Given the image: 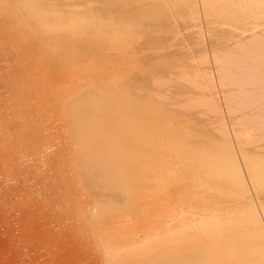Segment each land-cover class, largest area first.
Returning <instances> with one entry per match:
<instances>
[{"label": "rangeland", "instance_id": "1", "mask_svg": "<svg viewBox=\"0 0 264 264\" xmlns=\"http://www.w3.org/2000/svg\"><path fill=\"white\" fill-rule=\"evenodd\" d=\"M141 1L27 2L37 13L58 9V27L76 29L74 37L65 26L59 30V49L49 55V47L41 48L29 34L35 24L25 12L31 7L0 0V264H109L96 237L101 228L88 220L93 204L72 171L78 136L64 112L71 97L83 100L100 89L111 98L123 96L128 109L137 110L146 145L171 137L190 142L196 157L200 148L206 151L205 163H211L212 151L220 159L225 151L231 169L239 170L220 168L232 177L218 176L200 162L173 156L174 171L160 177L168 186L162 181L156 189L143 186L134 202L137 214L148 217H165V206L171 205L172 229L163 245H186L183 253L206 264L218 241L224 249L239 250L221 264H264V12L224 16L216 7L221 0H211L212 12L196 0L195 17L187 10L189 0ZM229 1L233 9L241 5ZM85 26L90 29L83 34ZM72 70L76 90L63 85ZM183 225L190 233L197 228L218 239L192 237L180 229Z\"/></svg>", "mask_w": 264, "mask_h": 264}, {"label": "bare ground", "instance_id": "2", "mask_svg": "<svg viewBox=\"0 0 264 264\" xmlns=\"http://www.w3.org/2000/svg\"><path fill=\"white\" fill-rule=\"evenodd\" d=\"M29 1H33V0H18L19 4L22 5L23 7H25L26 5H27L28 9L31 7L30 8L31 10H27V8H26L25 18L28 20H32L33 23L35 24V26L33 27L32 30L30 29V31L27 30V28L22 29V30L29 31V34H30V36H32V39H34V41H36L41 46V48H43V47L45 48L46 46H48L49 47L48 48L49 49V55L54 54L59 49L58 44L61 42L59 40L60 35L58 36L57 33L59 32V30L63 29L64 26L66 27V25L62 24V26L64 25L63 27H58L61 25V23H59L60 17H59L58 9L55 10V11H57V12H55V14H51V15L49 13H45L44 11L37 13V12L33 11L34 9L32 8V6H34V5H28L27 4V2H29ZM144 1L143 2L141 1V3H144ZM198 1H199V4H200L202 10H204L206 12H212V10L214 9V6H213L214 3H212L213 0L212 1L211 0H198ZM198 1L189 0L187 5H186L187 10L191 13V15H193L195 17H197V10H196L195 6H196ZM231 1H234V0H231ZM239 1L241 3H239L238 1L237 2L241 5L237 8L235 7L236 9L235 8L233 9L231 7L229 0H221L220 5H218L216 7L219 11L223 12L224 16L227 15V16H231V17L234 16V17H239V18H240V16H244L246 14H249L250 12L255 13V14L260 13V12H264V0H239ZM158 4H160V3L158 2ZM43 5L46 6V3H43ZM50 6H51V4L48 7H50ZM146 6L149 7L150 3L146 4ZM105 8H107V7H105ZM250 8H251V10H250ZM168 11H166V12H168ZM61 12H63V11H61ZM64 13H65V11H64ZM162 13H164V12H162ZM169 14H170V12H169ZM91 17L92 16L90 15V18ZM219 17H221V16H219ZM241 18L245 20V18H243V17H241ZM97 20H99V19H97ZM81 23H80V25H82ZM105 25H107V24H105ZM66 29H67V32L70 30L68 32V34H70L72 37H74L73 35L75 34L76 29L73 27H69V26H67ZM82 29H84V28H82ZM87 29H90V28H88V26H87ZM87 29L85 26L84 30H80V29L79 30H80V32H82L84 34V33L88 32ZM98 30H101V29H98ZM63 31H60V32L62 33ZM65 33H66V31H65ZM82 33L80 35L83 36ZM67 36H69V35H67ZM94 36H96V35H94ZM22 37H24V36H22ZM26 39L29 40V37H27ZM64 39H66V38H64ZM50 43H54L55 45L49 46ZM108 43H109V41H108ZM32 46H31V48H32ZM108 49H110V46ZM117 50L118 49H116V51ZM108 51H110V50H108ZM85 55L87 56V54H85ZM69 64H70V62H69ZM76 65L78 66V64H76ZM76 65H74V67H76ZM82 65H83V62H82ZM58 66H59V64H58ZM66 66L68 68V64ZM53 68H54V66H53ZM87 68H88V65H87ZM69 69L71 70V67H69ZM58 70L60 71V69H58ZM74 70H76V69L74 68ZM59 71H57V72H59ZM63 71H64V69L61 70L62 73H63ZM100 71H102V70H100ZM57 72H54V73L56 74ZM101 73H103V72H100V75H101ZM69 74L70 75H68V76H67V74L64 75V78H65V76H66V78L63 79L64 83L63 82L62 83H63V85L65 84V86L67 85V87H69V89H71L73 87V89L76 90L77 86L76 85L74 86L76 81L74 83L75 74L73 75V70ZM81 74H82V71H81ZM112 74H114V73H112ZM182 74L183 73L181 71V75ZM52 75H54V74H52ZM185 75H183V77L180 76L181 80L184 79V81H182V82H185V77H184ZM57 76H60V75H57ZM61 76H63V75H61ZM115 76L118 78V75H115ZM115 76L113 75V77H115ZM51 78H53V77H51ZM165 78L161 80L162 83H163V80H165ZM53 79L56 80V78H53ZM186 79H190V78L186 77ZM119 80H121V79H119ZM85 81L84 82L82 81V82L85 83ZM188 81H190V80H186L187 84L191 83V82L188 83ZM57 82H61V81L58 80ZM112 82H113V80H112ZM158 82H160V81H158ZM192 82H193V80H192ZM80 83H81V81H80ZM153 83H155V82H153ZM76 84H79V81H77ZM55 85H56V83H55ZM63 85H62V88L65 90L66 87H63ZM191 86H193V85H191ZM56 87L57 86H55V88ZM104 87H105V84H104ZM89 88H91V86ZM93 88H95V87H93ZM51 89H53V91H55L53 87ZM59 89H61V88H59ZM48 91H49V89H48ZM83 91H81V92H83ZM122 91H123V88H122ZM62 92H61V96L59 95L60 98L62 97V94H63ZM70 92H71V90H70ZM55 93H57V92L55 91ZM53 94L54 93H52V95ZM43 95L44 94H42L41 96H43ZM48 95H50L49 92H48ZM68 96H69V94H68ZM70 96H73V92H71ZM65 97H66V95H65ZM48 98H49V96H48ZM52 98H53V96H52ZM122 98H123V96H121V95L117 96V97L115 96V98H111V96L110 97L108 96L107 90L100 89L99 91L87 92V96L83 100L76 99V98L73 99V97H71L72 101L70 102L69 106L64 109L65 115L73 123V125L71 126L73 134L78 136V138L75 139L73 142V144L76 148L77 156L74 158L75 162L72 165V171H75V173L79 176L80 191H82L88 197V199L91 201V203L93 204V213L90 215V219H88V220L92 224L98 225L101 228V229H99L100 231H98L96 237H97V240H99L101 242L100 243L98 241V243H100L102 245L101 249L104 253V254L102 253L103 254L102 256H106V259L109 262V264H200L198 262H195L194 259L192 257H190L188 254L186 255V253H183L188 249V247L186 245L182 244V246H180L178 249H176L174 247H172V248L171 247H165L163 245L164 243H167V240H169V238L164 237V235L165 234L167 235V233H170V230L172 229L171 220L169 218V216L172 212L171 205L167 204L165 206V212H166L165 217H162L159 215H153L152 217H148V216H144L143 214H141V216H140L137 214V213H140V210L134 204L135 198H138L140 195L142 197V193H141L140 189L143 186H147L150 189L151 188L156 189L157 183L159 181H162L160 178L162 176V174H166L168 171H174L175 164H173V156H180V157H183L189 161L193 160V161L200 162L202 167L209 169L211 171H214V173L218 176H222V175L226 174L229 177H232L231 173H229L227 171H239V170L231 169V166L228 163L229 160L227 158L229 155L225 151H223V153H221L222 159H220L218 154L216 155L215 152L212 151L210 153L211 163H205V158H203V156L205 157L206 151L203 150V148H200L199 150L202 153H200V155L196 157L195 150H194L195 148L193 146L191 147L190 142H183L184 144L183 143L180 144L179 141H174L173 139H171L172 138L171 137L166 142H158L155 140V142L151 141L153 143V145H146L147 137L144 136L146 134H145L143 127H142L143 123H140L138 120L139 114L137 113V110L128 109L126 101H124V99H122ZM196 98H198V97H196ZM50 99H51V97H50ZM54 99L57 100L56 97ZM157 99H159V98H157ZM63 100H62V102L64 103ZM60 101H61V99H60ZM65 101H68V99H66ZM57 102H59V101H57ZM57 102H56V105H54L56 107H57ZM65 104H66V102L64 103V105ZM59 105H58V107H60ZM62 105H61V108H62ZM230 111H231V109H230ZM184 112H185V110H184ZM66 116H65V118H66ZM62 118H63V116H62ZM145 125H146V123H145ZM154 126L155 125H153V127ZM147 128H149V127H147ZM127 129L130 131H127ZM126 131L128 133H126ZM129 132L131 133L130 135H129ZM125 133H126V135H129V136H125ZM149 133L151 135L153 134V136H155L153 132L152 133L149 132ZM185 162H187V161H185ZM222 163H224L223 166H222ZM220 164H221V166H220ZM220 168L227 169V171H226L227 173H222ZM250 182H251V180H250ZM161 184H163L164 187L168 186V183L166 181H162ZM158 187H159V185H158ZM76 189H77V187H76ZM79 193H81V192H79ZM134 215H138V216H134ZM167 226H168V228H167ZM164 227H166V229H164ZM181 228H183L182 230H186L185 232L187 233V235H192V237L194 234H195V236H197L196 234H200V235L203 234V236L205 238L208 237L207 239H209V237H210V239L212 237L214 239V236L211 237L209 231L200 230V229L196 228L193 233H190L187 230V228H188L187 225H185V226L183 225L180 227V229ZM138 230H140V233H141L140 235H142L141 238H139L140 235L138 234L139 233ZM160 230L162 231L161 232L162 234L158 233V231L160 232ZM187 235L184 234V237ZM208 235H210V236H208ZM169 236H170V238H172L170 234H169ZM263 236H264V232H263ZM204 237L202 239H205ZM179 238L180 237H178V239ZM200 238H201V236H200ZM181 239L183 240L185 238H181ZM217 239H218V237H217ZM173 240L176 241L177 239L176 238L172 239V240H170L171 242L168 241V243H173L174 242ZM182 240H181V242H182ZM189 240H190V238H189ZM99 247H100V245H99ZM224 248L225 247L223 245H221V243H219L218 241L215 242L213 244L212 248L208 250V253L206 251L207 255L205 257V259H206L205 263L206 264H221V262L224 259L230 260V258L239 254L238 247H236V246H232L230 249H224ZM263 255L264 254H262V256ZM195 258H197V257H195ZM200 262H202V261H200ZM229 262L230 263H227V262L226 263L227 264H235V263H232L231 261H229Z\"/></svg>", "mask_w": 264, "mask_h": 264}]
</instances>
